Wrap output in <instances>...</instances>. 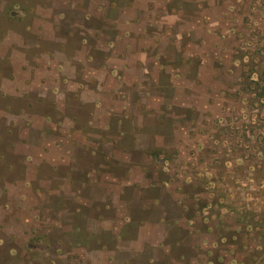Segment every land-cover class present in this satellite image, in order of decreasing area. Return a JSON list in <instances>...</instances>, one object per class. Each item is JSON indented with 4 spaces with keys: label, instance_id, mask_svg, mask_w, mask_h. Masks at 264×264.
<instances>
[{
    "label": "rangeland",
    "instance_id": "rangeland-1",
    "mask_svg": "<svg viewBox=\"0 0 264 264\" xmlns=\"http://www.w3.org/2000/svg\"><path fill=\"white\" fill-rule=\"evenodd\" d=\"M93 1L103 14L111 7L119 12L117 22L106 15L85 18L80 9L82 0H0V81L8 77L11 82L7 85L13 88L7 96L0 90V264L27 254L39 264H78L57 253L56 244L47 239L48 232L38 235L39 227L32 225L29 212L15 218L1 211V187L11 186V182L15 191L22 187L20 180L29 166L23 159L27 151H34L32 146L23 145L15 151L12 145L37 140L44 125L40 114L60 117L63 111L59 105L67 114H78L79 129L70 134L48 130L44 136L74 138L75 152L83 156L87 154L83 147L87 142L94 144L95 139L104 144L112 140L119 151L135 149V135L116 129L118 117H106L111 130H101L96 123L89 125L93 106L81 105L74 91L65 92V104L60 99L61 103L55 102L50 92L40 96L39 82L29 93L15 94L14 77L23 69L29 73L39 69L43 77L49 55L59 47L28 28L38 16L46 17L50 12L64 16L55 22L62 32L70 34V41L63 45L66 51L71 55L80 38L88 37L92 44H98L92 48L97 63L113 50L131 60L143 47L142 37L151 40V74L121 88L129 92L135 106L132 111L142 124L138 137L141 148L135 149L134 160L149 178L145 180L148 185H127L121 202L136 203L126 212L133 218L149 219L152 213L157 216L164 210L168 221L166 227H160L165 229L163 236L154 234L152 225L145 226V240L137 246L144 256L123 259L122 264H264V0ZM167 14L171 17L164 21L162 16ZM130 20L136 24L131 25ZM127 31L132 34L129 38L124 34ZM111 43L116 45L107 49ZM144 76L139 74L140 79ZM145 93L148 99L143 97ZM104 111L97 110L95 118L107 116ZM122 126L127 128L128 119ZM111 148V144L98 146L95 157L84 161L85 168L90 164L98 172V182L91 180L85 186L88 192L95 183H115L127 175L128 166L110 157ZM156 148L160 150L155 157L151 152ZM40 169L44 176L55 174L53 184L57 186L61 176L68 174L69 165L42 163ZM41 197L45 205H55L52 222L61 223L49 234L55 243L65 236L64 222L82 223L74 200L46 194ZM29 199L34 203L36 196ZM109 202L110 198L93 201L91 213L114 214V207H105ZM98 226L93 223L87 231L82 228L78 238L99 247L97 237L89 232ZM132 230L136 232L137 226ZM102 234L103 240L109 238L106 230ZM186 237V248H190L179 251V241ZM114 242L107 239L105 246L113 248ZM11 249L17 253L11 255ZM149 255L156 258L149 260Z\"/></svg>",
    "mask_w": 264,
    "mask_h": 264
},
{
    "label": "crops",
    "instance_id": "crops-1",
    "mask_svg": "<svg viewBox=\"0 0 264 264\" xmlns=\"http://www.w3.org/2000/svg\"><path fill=\"white\" fill-rule=\"evenodd\" d=\"M80 9L85 14V18L89 16L105 18L106 15L112 22H117L119 17V12H115L116 10L112 7L111 11L104 12L103 14V10L100 9L93 0H82ZM61 15L62 13L52 15L50 12L46 17L38 16V20H34L33 24L28 26V28L31 27L30 29L33 33L40 35L42 39L54 40L57 42L59 47L55 48L51 55H49V64L47 65L45 73L42 75L43 77L40 76L39 69L35 70L34 73H29L27 69H20L23 73L17 75L16 78L14 77L12 81V83H14V88L17 87L14 90L15 94L19 96L27 94L30 90L34 89V83L39 82L40 96H44L50 92L54 95L55 102L61 103V101H58L60 99L64 101L63 104H65L67 97L65 92L67 90L74 91L81 105L91 103L93 106V110L88 119L89 125H94L96 123V127L101 130H111V123L106 117H118L116 129L119 131L122 130L123 132L127 130L133 133L135 138H133L132 148H141L138 145V137L142 124L139 122V115H136V113L132 111L135 106L131 104L129 92L123 91L121 88L124 84H131L133 86L135 82L143 81L151 74V56L148 55V44L151 40L147 37H142L143 47L137 55L132 56L131 60L127 56L119 55L113 50L114 53L106 57L101 63H97L92 53V48L93 45L98 46V44H92L88 37L80 38L78 47L75 48V52L71 55L66 51L63 45L68 44V41H70V34L67 35L68 33L62 32V30L57 27L58 22H55L58 18L64 17ZM162 17L164 21H167L171 15L167 14ZM173 19V21L176 22L177 15L175 16L174 14ZM130 24L135 25L136 23L130 20ZM124 34L127 38L132 35L129 31ZM115 45V43H111L107 49ZM152 61H154L157 68H160L156 58H153ZM13 62L16 64V61L13 60ZM141 73L146 76L140 79L139 74ZM8 79V77H4V79L1 78L0 81V90L4 91V96H7V94L13 91V88L7 85L11 82ZM90 82L94 83L93 87L88 86ZM143 97H145V99L149 98L147 93H145ZM100 108L105 109L104 113L107 116H100L101 119L97 120L95 118L96 111ZM58 109L62 110L63 113L57 118L49 113L40 114L43 116L44 125L40 127L39 136L32 144H21L16 141L12 145L15 151L18 149L19 145H23L26 148L32 146V150L34 149V151H32V153L27 151V155L24 156L25 158L23 160L27 162L29 166L28 171L21 177L20 181L22 182V187L18 188L19 186H17L15 191L13 188L14 183L12 182L10 184L11 186H9V184H3L1 187L4 193L1 211L8 217L15 218L23 217L29 212L32 225H37V227H39L38 235L44 236V233L48 232L47 239H50L51 245L56 244L59 251L57 253L65 257H71L73 261L78 264H122L123 259L129 260L143 257V252H139L140 249L137 246L145 240L147 232L145 226L152 225V229L155 228L154 231L152 230L153 233L163 236L165 235V229H160V227H166L168 219L165 212L164 214L162 213L164 210L160 214L157 212V216L152 213L149 219L133 218L130 213L126 212H128L131 207L135 206L136 203L133 204L132 200L129 202H121V194L124 193L127 185L133 182H138L141 185H148L145 183V180L149 178L145 177L141 164L134 160V152L137 150L130 149L127 151H119L113 147L112 140H107V143L104 144L101 140L95 139V142H93L94 144L87 142V146L83 147L85 153H87L83 156L75 152L77 145L74 138L45 137L44 133L48 130L70 134L72 132L71 130L80 128L77 120L78 114L65 113L64 106L61 108L59 105ZM95 119L97 122H95ZM124 119H128V126L126 129L122 126ZM142 121L143 119L141 122ZM110 144L112 146L109 152L110 157L116 158L128 166L127 175L121 181L116 177H111L118 180L115 181V183H95L93 188L90 189L91 191L88 192L84 188L91 180L92 182L93 180L98 182L96 180L98 172L90 164L85 168L84 161L88 160L90 162L93 157H95L99 152L98 146ZM161 144L156 143L154 145L158 146ZM42 163H47L52 166L66 163L69 165V172L61 176V182L57 186H54L53 180L56 175L51 174L44 176V172L40 169ZM149 181L151 185L152 181ZM32 194L36 196V201L34 203H29L31 202L29 197L30 195L32 196ZM43 194L54 197L61 196L60 198L64 201L68 199L74 200L76 202L74 210L81 218V224L73 221L64 222L65 236L56 240V243L55 240L53 241L51 237H49V234L54 233L55 227L61 226V223L52 222L54 220L53 211L55 210V205L48 203L45 205V200L41 197ZM106 198H110V202L105 207H114L115 213L110 216L92 214V202L95 200H105ZM14 200L17 202L16 205L13 204ZM139 203L142 204L141 202ZM29 204L31 206H28ZM61 210L64 211L65 208ZM121 211H125L123 216L120 214ZM19 223L21 222H18L17 226H19ZM93 223H98L99 226L94 229L90 228L89 232L90 236L97 237L96 241L99 247L89 246L86 244L85 240L82 241V239L78 238V231H82V228L84 231H87V227L93 225ZM135 226H137L136 232L132 230ZM18 228H20V226ZM104 230L108 232L109 238L107 239H113L115 241L113 248L105 246L107 239L103 240L102 232ZM189 237L179 241V251L188 250V248H190V246L186 248L187 244L189 245ZM29 241L30 238L28 242ZM13 250L14 249H11V255L17 253V251L14 252ZM99 256L101 257L100 261H98ZM147 258L149 260H154L156 257L154 255H149ZM8 264H39V262L32 259L30 254H27L18 260L13 259ZM49 264L54 263L52 261Z\"/></svg>",
    "mask_w": 264,
    "mask_h": 264
},
{
    "label": "trees",
    "instance_id": "trees-1",
    "mask_svg": "<svg viewBox=\"0 0 264 264\" xmlns=\"http://www.w3.org/2000/svg\"><path fill=\"white\" fill-rule=\"evenodd\" d=\"M160 148L154 149V151L151 152V155L156 157V154L159 153Z\"/></svg>",
    "mask_w": 264,
    "mask_h": 264
}]
</instances>
